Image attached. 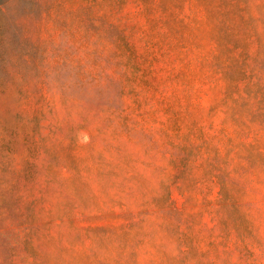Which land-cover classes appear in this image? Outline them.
<instances>
[{
    "label": "rangeland",
    "instance_id": "obj_1",
    "mask_svg": "<svg viewBox=\"0 0 264 264\" xmlns=\"http://www.w3.org/2000/svg\"><path fill=\"white\" fill-rule=\"evenodd\" d=\"M0 264H264V0H0Z\"/></svg>",
    "mask_w": 264,
    "mask_h": 264
}]
</instances>
